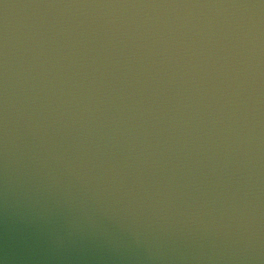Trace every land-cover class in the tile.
Here are the masks:
<instances>
[{
	"label": "water",
	"instance_id": "95a60500",
	"mask_svg": "<svg viewBox=\"0 0 264 264\" xmlns=\"http://www.w3.org/2000/svg\"><path fill=\"white\" fill-rule=\"evenodd\" d=\"M0 264H264V0H0Z\"/></svg>",
	"mask_w": 264,
	"mask_h": 264
}]
</instances>
